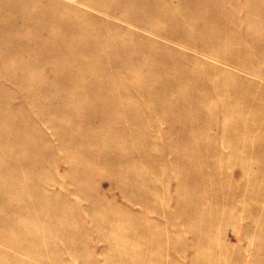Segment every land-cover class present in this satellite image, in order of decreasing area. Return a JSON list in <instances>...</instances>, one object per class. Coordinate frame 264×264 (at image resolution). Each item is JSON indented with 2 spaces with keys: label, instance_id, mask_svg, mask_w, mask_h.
Wrapping results in <instances>:
<instances>
[{
  "label": "rangeland",
  "instance_id": "obj_1",
  "mask_svg": "<svg viewBox=\"0 0 264 264\" xmlns=\"http://www.w3.org/2000/svg\"><path fill=\"white\" fill-rule=\"evenodd\" d=\"M0 264H264V0H0Z\"/></svg>",
  "mask_w": 264,
  "mask_h": 264
}]
</instances>
